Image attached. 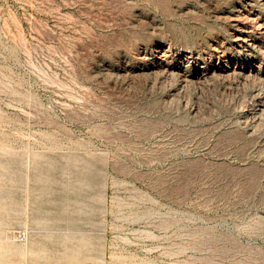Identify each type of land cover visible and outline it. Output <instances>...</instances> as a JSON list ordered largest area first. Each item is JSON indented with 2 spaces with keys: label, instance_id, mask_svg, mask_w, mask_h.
I'll use <instances>...</instances> for the list:
<instances>
[{
  "label": "rangeland",
  "instance_id": "rangeland-1",
  "mask_svg": "<svg viewBox=\"0 0 264 264\" xmlns=\"http://www.w3.org/2000/svg\"><path fill=\"white\" fill-rule=\"evenodd\" d=\"M0 264H264V0H0Z\"/></svg>",
  "mask_w": 264,
  "mask_h": 264
}]
</instances>
